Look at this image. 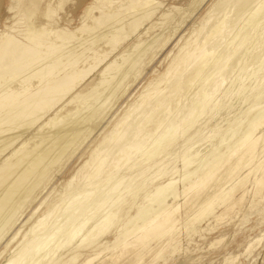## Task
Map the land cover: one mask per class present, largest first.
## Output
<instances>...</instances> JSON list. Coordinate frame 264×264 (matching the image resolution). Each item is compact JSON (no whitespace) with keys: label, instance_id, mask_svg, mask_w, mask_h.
Segmentation results:
<instances>
[{"label":"bare ground","instance_id":"1","mask_svg":"<svg viewBox=\"0 0 264 264\" xmlns=\"http://www.w3.org/2000/svg\"><path fill=\"white\" fill-rule=\"evenodd\" d=\"M2 1L0 264H154L264 199V0ZM169 41L165 76L117 113Z\"/></svg>","mask_w":264,"mask_h":264},{"label":"rangeland","instance_id":"2","mask_svg":"<svg viewBox=\"0 0 264 264\" xmlns=\"http://www.w3.org/2000/svg\"><path fill=\"white\" fill-rule=\"evenodd\" d=\"M91 1L92 0H86L87 3ZM171 1L172 0H170V2ZM7 2L8 0H3L2 5H5ZM178 2H180L181 7H186L187 5V0H179ZM207 5L208 3L202 9L198 10L197 13L189 20V22L191 23L194 19L201 16L203 14L204 8ZM82 10L83 9L81 8L77 9L75 12V17L67 19V23L70 26H74L78 23L77 17L82 15ZM0 14L4 19L3 15H6L7 13L3 8H1ZM3 19L0 21V26L5 27L4 25H8L9 23H7L6 19V21ZM3 22L5 23L3 24ZM187 23L184 24L182 33L187 34L188 37L192 35V32L190 31V24ZM174 44L175 43L173 41H169L153 59L150 60L149 58L150 62L145 65L141 76H139L137 81H135L131 86L128 97L125 99H120L115 104L114 109L117 111V113H120V111L124 110L126 108V101L130 99L133 100V97L139 94L147 85V83L165 76L167 72V66L176 50ZM218 117L219 116H216V119L214 120L219 121ZM221 131L223 132L224 129L221 128ZM83 159L84 156L81 157L80 152H76L67 162V166H65V168L57 175V181L55 183L59 186V189L58 191L57 189L55 190L56 194L54 193L53 199L55 198V195L62 193V189L66 185L67 180L73 173H75L78 166L83 163ZM181 180L182 178L177 179V187H181ZM248 205L249 204L247 200L244 204V207L240 211H237L238 213L236 212L227 218L225 217L222 220H218V222L213 219L210 220V223L203 222L202 227H206V225L209 223V226L212 230L209 229L201 231L199 234L192 235L190 239L188 238L189 236L187 235L186 231L183 230L179 237L180 249L174 254L171 253V255H167L164 258L155 260L154 264H223L224 258L230 256L236 251L240 252L238 259L236 260V264H264V239H262L260 243L252 248L248 253L246 252L247 242L260 235V233L264 232V199L257 207H250ZM220 210L221 207L217 208L218 212H220ZM103 236L101 238L103 243H105V241L111 242L114 239L113 230L112 232H108ZM19 237L20 236H18L17 240L14 241V245L15 242L19 241ZM100 245L101 243L98 244V246ZM11 246L13 247V245ZM4 255L5 253L1 255L0 261L3 260ZM85 256L86 254H84L78 260V262Z\"/></svg>","mask_w":264,"mask_h":264}]
</instances>
